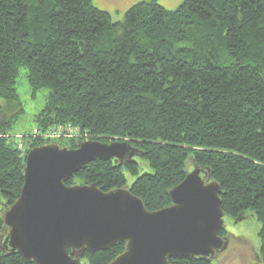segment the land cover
Masks as SVG:
<instances>
[{"label": "trees", "instance_id": "trees-1", "mask_svg": "<svg viewBox=\"0 0 264 264\" xmlns=\"http://www.w3.org/2000/svg\"><path fill=\"white\" fill-rule=\"evenodd\" d=\"M21 66L33 90L50 89L25 151L17 143L25 135H7L24 111ZM65 125L87 139L131 142L152 168L139 174L136 158L98 160L68 184L125 187L127 169L137 175L130 190L157 210L195 166L209 168L225 215L255 212L264 263V0H184L172 10L143 0L116 22L93 0H0V244L2 212L20 196L28 151L82 140L44 137ZM124 246L85 251L82 263L108 264ZM0 264L35 263L0 248Z\"/></svg>", "mask_w": 264, "mask_h": 264}, {"label": "water", "instance_id": "water-1", "mask_svg": "<svg viewBox=\"0 0 264 264\" xmlns=\"http://www.w3.org/2000/svg\"><path fill=\"white\" fill-rule=\"evenodd\" d=\"M140 156L137 146L120 140L33 146L20 196L2 212L7 229L0 248L28 263L83 264L85 251L123 242L124 250L108 264H172L170 258L189 257L212 262L229 238L220 235L222 186L209 168L195 166L168 190L171 204L157 210H149L128 185L105 191L97 183H67L93 161L124 163Z\"/></svg>", "mask_w": 264, "mask_h": 264}, {"label": "rangeland", "instance_id": "rangeland-1", "mask_svg": "<svg viewBox=\"0 0 264 264\" xmlns=\"http://www.w3.org/2000/svg\"><path fill=\"white\" fill-rule=\"evenodd\" d=\"M143 0H93L94 4L99 8L107 10L114 22L123 19L126 10L135 3ZM184 0H159V3L168 9H176ZM28 68L21 66L20 73L17 79V91L24 105V111L20 114L11 127L7 129V135L12 139L15 135L22 137L23 140L17 142L25 151L33 141L27 140L29 134L36 128V116L42 110L47 101L50 89L43 87L36 91L28 83L27 79ZM27 136V137H26ZM27 140V141H26ZM28 142V143H27ZM67 144V141H64ZM140 162L139 174L147 171L151 172L152 168L148 165L145 159L135 157ZM127 185H131L137 175H133L127 169L125 170ZM77 182H81L77 180ZM3 201V200H2ZM2 208L0 202V210ZM225 235L229 238V245L226 250L220 252L212 261L213 264H264L259 255L260 252V221L255 212L251 209L247 211V215L241 221L235 223V219L224 216Z\"/></svg>", "mask_w": 264, "mask_h": 264}, {"label": "built area", "instance_id": "built-area-1", "mask_svg": "<svg viewBox=\"0 0 264 264\" xmlns=\"http://www.w3.org/2000/svg\"><path fill=\"white\" fill-rule=\"evenodd\" d=\"M87 136L88 135H80L78 129L74 128L72 125H65L55 128L54 130L47 133L44 137L47 139L57 140L62 137L87 139ZM19 147H21V145Z\"/></svg>", "mask_w": 264, "mask_h": 264}]
</instances>
